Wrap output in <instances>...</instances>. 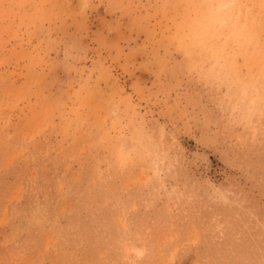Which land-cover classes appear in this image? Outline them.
Wrapping results in <instances>:
<instances>
[{
	"label": "rangeland",
	"instance_id": "rangeland-1",
	"mask_svg": "<svg viewBox=\"0 0 264 264\" xmlns=\"http://www.w3.org/2000/svg\"><path fill=\"white\" fill-rule=\"evenodd\" d=\"M0 264H264V0H0Z\"/></svg>",
	"mask_w": 264,
	"mask_h": 264
}]
</instances>
